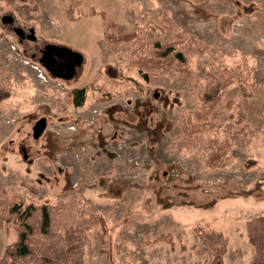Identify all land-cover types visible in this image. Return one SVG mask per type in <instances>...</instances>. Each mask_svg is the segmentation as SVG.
I'll list each match as a JSON object with an SVG mask.
<instances>
[{"label": "rangeland", "instance_id": "rangeland-1", "mask_svg": "<svg viewBox=\"0 0 264 264\" xmlns=\"http://www.w3.org/2000/svg\"><path fill=\"white\" fill-rule=\"evenodd\" d=\"M73 1L0 0V191L25 203L78 199L104 219L115 264H211L195 227L228 239L224 264H248L245 223L264 214V0H78L69 19ZM3 16L34 40L21 41ZM109 32L202 52L188 74L145 80L127 54H101ZM146 38L131 50L150 49ZM45 44L81 54L73 79L50 77L32 58ZM214 73L233 83L195 123ZM82 87L76 107L70 92ZM241 125L253 137L228 146ZM213 149L225 153L215 167ZM15 239L11 225L0 229V257ZM100 249L93 239L84 264H109Z\"/></svg>", "mask_w": 264, "mask_h": 264}, {"label": "trees", "instance_id": "trees-1", "mask_svg": "<svg viewBox=\"0 0 264 264\" xmlns=\"http://www.w3.org/2000/svg\"><path fill=\"white\" fill-rule=\"evenodd\" d=\"M78 5L79 1L74 0L68 6L69 19L72 18V8ZM92 14L96 12L92 11ZM146 37L152 39L147 41L150 49L139 46L140 53L135 49L131 50L136 40L140 41ZM146 37H141L137 32L125 34L109 32L98 42V46L105 58L113 53L130 56L131 63L138 67L139 75L145 80L156 73L178 71L188 74L191 58L202 52L194 48L192 42L175 40L161 43L158 39H153L152 34ZM212 79L214 83L202 97L203 107L194 113L197 118L195 123L207 119L209 112L221 101L223 92L233 83L230 77H225L222 73L212 74ZM85 94L84 87L72 90L70 95L73 105L81 106ZM238 113L240 115L238 123H243L244 116L242 112L238 111ZM228 127L231 128V125ZM252 137L253 131L246 125H241L232 134L228 146L243 147ZM213 143H210L211 147ZM224 154L220 149H213L209 156V165L217 166ZM6 225L12 226L16 239L4 248L0 264H84L85 249L90 246L93 239L98 240L101 245L99 254L106 256L109 264H115L110 259V252L107 249L108 241L105 238L107 229L104 219L76 198L61 205L25 203L22 196L1 190L0 229L5 228ZM245 230L247 242L253 248V255L248 264H264V214L248 219ZM194 231L201 244L210 250L212 255L210 263L224 264L228 239L223 233L200 227H195ZM163 238L169 244L172 243L169 236L165 235Z\"/></svg>", "mask_w": 264, "mask_h": 264}, {"label": "flooded vegetation", "instance_id": "flooded-vegetation-1", "mask_svg": "<svg viewBox=\"0 0 264 264\" xmlns=\"http://www.w3.org/2000/svg\"><path fill=\"white\" fill-rule=\"evenodd\" d=\"M4 24L11 26L12 30L21 41L34 40L33 29L29 28L28 31H24L23 29L17 26H13V18L11 22ZM32 36L33 39H31ZM48 45H52L54 47L49 50V53H45V51H47L46 48ZM66 48L70 49V51L66 50ZM71 51L75 52L73 49L66 46H60L56 44H45L36 52H34L31 56L38 62V65L50 77L61 80H70L77 75L78 70L80 69L83 61V59L81 58L80 62L77 63L78 57L73 55Z\"/></svg>", "mask_w": 264, "mask_h": 264}, {"label": "water", "instance_id": "water-1", "mask_svg": "<svg viewBox=\"0 0 264 264\" xmlns=\"http://www.w3.org/2000/svg\"><path fill=\"white\" fill-rule=\"evenodd\" d=\"M1 21H2V23H9V22L12 21V17L11 16H4V17L1 18ZM31 39H33V36L31 37ZM52 47H54V46L48 45L47 48H46L47 51H45V53H49V50ZM66 50L70 51V49H67V48H66ZM72 53H73V55L78 57L77 63H79L81 58H82V56L79 53H76V52H72ZM44 129H45V121H44V119L38 120L35 123V125H34V127L32 129L34 138H38L39 135H41L43 133Z\"/></svg>", "mask_w": 264, "mask_h": 264}]
</instances>
